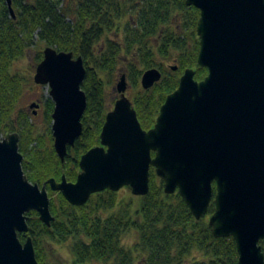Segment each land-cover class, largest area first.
I'll return each mask as SVG.
<instances>
[{"label": "water", "instance_id": "water-1", "mask_svg": "<svg viewBox=\"0 0 264 264\" xmlns=\"http://www.w3.org/2000/svg\"><path fill=\"white\" fill-rule=\"evenodd\" d=\"M7 2L15 16L12 0ZM186 4L200 10L197 63L208 74L197 80L194 68L185 69L153 127H142L122 74L100 144L81 156L75 181L63 175L42 186L32 182L23 169L19 133L0 137V264H39L32 236L22 241L19 233L29 232L32 210L48 226L55 220L47 184L77 206L107 189L129 187L143 196L150 191L152 167L165 192H178L197 220L214 200L209 225L216 237H234L239 264H264V0ZM43 54L34 82L49 86L54 148L64 162L83 132L87 70L72 51L46 46ZM161 78L158 68L147 69L141 85L149 89Z\"/></svg>", "mask_w": 264, "mask_h": 264}, {"label": "trees", "instance_id": "trees-1", "mask_svg": "<svg viewBox=\"0 0 264 264\" xmlns=\"http://www.w3.org/2000/svg\"><path fill=\"white\" fill-rule=\"evenodd\" d=\"M12 6L15 16L7 0H0V134L19 133L23 169L41 186L63 175L75 181L81 156L100 144L110 110L108 87L113 86L123 58L128 59V81L135 89L131 101L144 129L153 127L185 69L194 68L197 80L208 74V68L197 63L200 10L186 0H12ZM114 32L118 38L110 37ZM36 38L58 51L81 56L87 70L81 85L87 96L83 132L69 146L64 162L54 148L52 98L43 99L48 126L42 134H36L30 114L17 108L27 80L12 67ZM43 56L38 50L35 62ZM159 57L175 59L177 70ZM154 67L161 70L162 78L145 89L141 76ZM213 186L216 193V183ZM47 188L55 220L48 226L32 210L27 213L29 232L19 233L22 241L32 236L39 264H64L51 261L46 246L53 251L54 244L69 247L70 264H136L138 260L141 264H239L234 237H216L209 225L207 215L215 210L214 200L197 220L178 192H165L153 167L150 191L138 197H121L107 189L77 206ZM133 231L136 241L128 245L125 239Z\"/></svg>", "mask_w": 264, "mask_h": 264}, {"label": "rangeland", "instance_id": "rangeland-1", "mask_svg": "<svg viewBox=\"0 0 264 264\" xmlns=\"http://www.w3.org/2000/svg\"><path fill=\"white\" fill-rule=\"evenodd\" d=\"M110 37L113 38H118V35H116V32L112 33ZM102 44V42H101ZM45 43L39 41L37 38L34 40V43L27 49L25 52L24 56L21 57L19 60L15 61L13 64L12 70L13 72H18L22 74L26 81V84L24 86V93L19 101V104L17 106L18 109H23L26 113L30 114V116L33 119L34 123V128L36 131V134H42L46 132L48 122L46 120L45 114H44V102L43 99L44 97L50 96L49 95V86L48 85H39L34 82V74L36 72V65L37 63L35 62L36 58V53L38 50H43L45 47ZM176 55V53H175ZM162 61H164L167 65H176V60L175 59H164L160 58ZM127 63L128 59L123 58L122 62L120 63L119 66V71L117 70V75L114 80L113 86L109 85L108 87V108L112 109L114 106L115 101L120 97V94L118 93L117 90L114 89L116 86L115 82L120 78L122 74H127L128 69H127ZM32 80V81H31ZM127 81H128V76H127ZM128 89H127V96L131 99L134 94V88L128 81ZM36 102L39 104V106L36 107H30V104ZM37 111V114H34L33 112ZM4 134H0V137H2ZM49 185V184H47ZM119 196H129L132 195V191L129 187H123L118 191ZM134 195V194H133ZM136 196V195H134ZM138 197V196H136ZM210 215H207V218L209 219ZM136 233L133 231L131 232L125 239L126 243L133 244L136 241ZM53 251L49 250V246H46V251H49V256L51 261H58L62 262L64 264H70L73 261V255L70 252L69 247L66 244H54L53 246ZM87 264H104L101 262H89ZM136 264H141V261L138 260L136 261Z\"/></svg>", "mask_w": 264, "mask_h": 264}]
</instances>
